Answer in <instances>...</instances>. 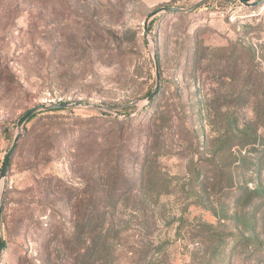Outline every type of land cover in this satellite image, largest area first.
I'll return each instance as SVG.
<instances>
[{
    "label": "rangeland",
    "instance_id": "1",
    "mask_svg": "<svg viewBox=\"0 0 264 264\" xmlns=\"http://www.w3.org/2000/svg\"><path fill=\"white\" fill-rule=\"evenodd\" d=\"M0 0V264H264V0ZM163 6L182 8L148 14ZM160 74L155 87V62Z\"/></svg>",
    "mask_w": 264,
    "mask_h": 264
},
{
    "label": "water",
    "instance_id": "2",
    "mask_svg": "<svg viewBox=\"0 0 264 264\" xmlns=\"http://www.w3.org/2000/svg\"><path fill=\"white\" fill-rule=\"evenodd\" d=\"M201 1H204V0H201ZM240 2L245 4V5L254 4V2H248L247 0H240ZM181 10H182V8H180V7L163 6V7L159 8L158 10H155V11L151 12L150 14H148V16H146V18L144 20V31H143L144 37L147 38V36L149 34L148 22L150 21V19L155 14H157L158 12H175V11H181ZM154 62H155V78H156L155 87H154V90L146 96L147 102H150L158 94L159 87H160L159 65H158L157 58L155 55H154ZM76 106H82V107L92 106L95 108L102 107L99 104H93V103H87V102H59V103H51V104H39V105L34 106V107L30 108L29 110H27L22 115V117L19 119V121L17 122V129L19 132L14 136L12 144L5 154V157H4L1 169H0V180H4L6 177L10 158H11V156L15 150V147L17 145V142H18L20 136L22 135L21 130H22L23 126L25 125V123L31 118L32 115H34L40 111L64 109V108L76 107ZM1 214H2V206H1V200H0V228H1ZM3 248H4V242H3V239H2V236L0 233V257H1V252H2Z\"/></svg>",
    "mask_w": 264,
    "mask_h": 264
},
{
    "label": "trees",
    "instance_id": "3",
    "mask_svg": "<svg viewBox=\"0 0 264 264\" xmlns=\"http://www.w3.org/2000/svg\"><path fill=\"white\" fill-rule=\"evenodd\" d=\"M36 114H37V113H36ZM36 114L32 115L31 118H30L29 120H31L33 117H35ZM10 160H11V158H10ZM9 163H10V161H9Z\"/></svg>",
    "mask_w": 264,
    "mask_h": 264
}]
</instances>
